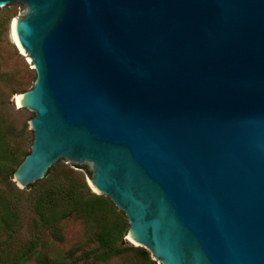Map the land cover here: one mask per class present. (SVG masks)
<instances>
[{"label": "water", "instance_id": "1", "mask_svg": "<svg viewBox=\"0 0 264 264\" xmlns=\"http://www.w3.org/2000/svg\"><path fill=\"white\" fill-rule=\"evenodd\" d=\"M15 3L35 72L14 99L34 114L19 188L60 161L87 167L153 262L264 264V0H0V10Z\"/></svg>", "mask_w": 264, "mask_h": 264}, {"label": "rangeland", "instance_id": "2", "mask_svg": "<svg viewBox=\"0 0 264 264\" xmlns=\"http://www.w3.org/2000/svg\"><path fill=\"white\" fill-rule=\"evenodd\" d=\"M24 11V6L18 3L0 10L1 139L12 153L0 170V264H158L146 261L141 256V251L145 250L132 245L127 236L123 237L126 250L122 255L104 262L96 261L94 256L85 257V253L97 250V238L103 226L101 219L95 221L77 214L68 215L70 183L74 182L81 196L87 198L84 185L89 186L90 176L84 170L60 161L31 189H21L14 182L12 174L29 154L33 140L29 121L34 114L18 109L14 103L15 97L32 88L35 79V72L18 48L11 26ZM55 191L59 193L57 198L53 196ZM5 200H12L18 206L19 221L13 227L6 226L2 215L1 204ZM43 200L54 204L48 205L55 213L50 222L37 212V206ZM110 223L113 226L115 219Z\"/></svg>", "mask_w": 264, "mask_h": 264}, {"label": "trees", "instance_id": "3", "mask_svg": "<svg viewBox=\"0 0 264 264\" xmlns=\"http://www.w3.org/2000/svg\"><path fill=\"white\" fill-rule=\"evenodd\" d=\"M17 53V52H16ZM18 54V53H17ZM19 55V54H18ZM1 126H0V170L5 167L6 162L11 158L12 153L5 145L4 141L1 139ZM27 154L24 156L22 161L25 159ZM20 161L18 163L17 168L22 163ZM16 168V169H17ZM78 169H82L86 174L91 176V173L88 171L87 167H77ZM16 171V170H15ZM14 171V172H15ZM13 172V174H14ZM50 172V171H49ZM48 172V174H49ZM12 174V176H13ZM47 174V175H48ZM46 175V176H47ZM36 184L31 185L27 189H31ZM86 195L87 198H83L81 194L77 191L76 184L70 183L68 189V197L70 201L67 203L69 207L68 215L77 214L78 216H82L86 219L102 220L103 230L99 234L98 248L96 251L85 253V257L90 259L94 256L96 261H108L115 256L122 255L125 252L123 237L127 236L126 228V219L124 215L116 210L114 205L106 198L101 197L93 193L90 187L85 183ZM59 194L57 191L53 193V196ZM53 199L56 200V198ZM53 203H47L46 200L40 201L37 206V212L39 215L47 222L52 221L55 216L53 210L48 209V205ZM2 206V215L6 220V226L13 227L19 221L18 215V206L12 200H5L1 204ZM51 210V211H50ZM115 219L116 223L112 226L110 221ZM133 250H137V248L132 247ZM141 256L148 262H152L151 257L148 252L141 251Z\"/></svg>", "mask_w": 264, "mask_h": 264}, {"label": "bare ground", "instance_id": "4", "mask_svg": "<svg viewBox=\"0 0 264 264\" xmlns=\"http://www.w3.org/2000/svg\"><path fill=\"white\" fill-rule=\"evenodd\" d=\"M15 21H16V20H14V22L12 23V32H13V36H14V38H15V41H16V43L18 44V41H17V38H16V34H15V29H14ZM18 47H19V44H18ZM21 51H22V50H21ZM22 53H23V52H22ZM18 97H19V96L16 97L17 101H18Z\"/></svg>", "mask_w": 264, "mask_h": 264}]
</instances>
